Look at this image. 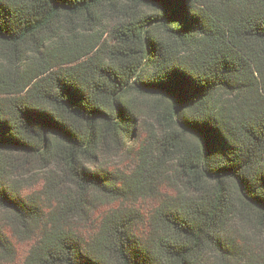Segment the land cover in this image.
<instances>
[{
  "label": "trees",
  "instance_id": "1",
  "mask_svg": "<svg viewBox=\"0 0 264 264\" xmlns=\"http://www.w3.org/2000/svg\"><path fill=\"white\" fill-rule=\"evenodd\" d=\"M78 16L97 36L58 50L63 19ZM108 19L112 43L98 34ZM7 61L0 209L42 223L24 264H264V240L254 249L238 239L242 224L264 230V0H0ZM140 115L156 133L140 141L130 173L95 166L139 137ZM20 157L53 169L47 206L10 180ZM168 166L181 190L152 210L146 239L123 208L100 215L88 239L74 229L92 193L155 190ZM0 252L14 253L1 230Z\"/></svg>",
  "mask_w": 264,
  "mask_h": 264
},
{
  "label": "rangeland",
  "instance_id": "2",
  "mask_svg": "<svg viewBox=\"0 0 264 264\" xmlns=\"http://www.w3.org/2000/svg\"><path fill=\"white\" fill-rule=\"evenodd\" d=\"M157 12L155 9L147 8V13ZM91 22L83 17H71L65 18L62 21L60 38L56 43L58 50H68L69 48H78L87 46L89 39H93L94 32L91 28ZM112 20L108 19L99 29L98 34L104 31L105 42L111 41V36L108 32ZM89 43V42H88ZM8 61L0 65V70L7 72L11 71V66ZM2 71V72H3ZM141 104L146 102L144 99H139ZM146 109V105L143 106ZM156 122H154L147 115H140L138 117L137 132L138 138H134L132 141H127L126 148H112L100 153L98 159L94 163L95 166H102L107 170L127 176L133 166L135 160L136 151L140 145L142 138L146 137L150 132L155 131ZM160 128V126H158ZM19 164L16 170L12 171V177L10 180H18L16 183L19 187L20 193L23 196L30 194L40 195L42 204L44 198V205H48V201L43 196V186L50 183L54 172L53 169H46L40 166L39 162L32 158L20 157L17 159ZM173 167H171L172 169ZM13 170V169H12ZM56 173V172H55ZM176 173L170 172V167H167L166 174L158 181V188L153 190V187L140 188L134 190L129 195L128 199H112L110 197L103 196L101 194L92 193L91 205L88 206V213L73 219L74 229L78 231L85 239H88L92 229L98 222V217L105 212H108L115 208L130 209L135 214V223L132 226V232L141 239H146L149 229L147 226V220L152 210L158 206L163 198L166 196L175 195L181 190L177 185L175 179ZM57 180V178L55 177ZM159 183L161 186H159ZM157 187V184L154 185ZM44 211L47 207H43ZM42 209V210H43ZM251 219L256 218L250 215ZM41 224H22L17 221L12 214L0 209V230L11 243L14 253L11 256L3 255L0 252V264H24L25 258L29 253L31 247L35 244L36 237L40 230ZM240 232L242 236H238L241 244H245V241L255 244L253 247L256 249L261 240H264V230L253 223L240 225ZM252 237V238H251ZM254 239V240H253ZM209 264H219L220 260L214 255L209 257L207 261Z\"/></svg>",
  "mask_w": 264,
  "mask_h": 264
},
{
  "label": "snow or ice",
  "instance_id": "3",
  "mask_svg": "<svg viewBox=\"0 0 264 264\" xmlns=\"http://www.w3.org/2000/svg\"><path fill=\"white\" fill-rule=\"evenodd\" d=\"M173 87L177 90V91H179V90H181L183 87H184V85H182V84H180V83H176V84H174L173 85Z\"/></svg>",
  "mask_w": 264,
  "mask_h": 264
}]
</instances>
